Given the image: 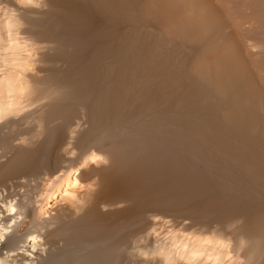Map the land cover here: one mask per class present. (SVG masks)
<instances>
[{
    "label": "bare ground",
    "instance_id": "1",
    "mask_svg": "<svg viewBox=\"0 0 264 264\" xmlns=\"http://www.w3.org/2000/svg\"><path fill=\"white\" fill-rule=\"evenodd\" d=\"M9 3H13V0H9ZM47 3L46 9L23 10L25 31L36 41L41 42L43 47L39 60L36 61L39 66L30 75L34 92L30 103L37 106L19 119L0 125V148L5 150L7 157L0 161V183L7 180V177L20 173L25 175L27 172L38 173L34 174L35 177H41L40 172L55 175L56 168L58 171L61 168L57 167L59 151L63 150L67 143L68 129L84 114L87 115L88 127L70 141L78 150V155L70 163L73 167L79 166L84 155L95 148L107 154L110 164L101 167L93 165L80 170L77 178L82 182L99 177L101 190L97 191L94 197L90 190L80 194L87 206L79 215L76 209L64 204L55 208L56 215L50 218H41L34 207L29 208L25 221L19 222L14 231L0 244V258L3 259L4 264H23L28 257L19 250L25 247V244H30L28 241L30 235L39 234L50 247L46 253H37L39 259L36 264H97L100 256L110 254L109 250L115 253L109 247L99 248L101 245L98 247L101 252H98L97 245L101 243L103 246H109L108 240H111L108 235L109 239L102 238V234L109 232L111 234V230L123 231L137 225L145 217V215L141 217L144 212L152 211L171 216L177 214L176 201L178 198L179 201L184 200H181L182 195L178 194L179 185H175L179 180L177 170L180 165H190L193 158L204 159L208 154L228 160L232 157L225 152L232 144L228 145L232 137L229 136L228 140L210 136L211 122L207 126L202 112L199 120L194 122L192 117L194 110L191 104L195 97L189 90V84L170 69L169 59H162L159 57L160 54L156 55L158 52L156 48L161 39L173 44L184 40L193 45L200 57L196 64L198 71L210 81V91L219 92L234 104L230 108L225 105V111L218 107L222 110L221 113H224L225 119L239 126V130L245 127L252 132L258 131L264 134V116L255 109V106L264 104V101L257 76L252 69L254 67L264 81V0H47ZM148 15L158 23L159 27L148 23ZM38 122L44 123L45 130L42 139H32L33 147L25 148L13 143L12 133L15 129L18 130V127L24 126L25 133L30 137L40 135L36 131ZM246 131L249 132L247 129ZM252 134L254 135L255 132ZM233 142L235 146L237 141ZM234 146L233 149L238 148ZM249 146H245L246 149ZM238 157L240 159V156ZM233 158L234 156L231 158L232 161ZM63 160L65 166L69 158L65 157ZM247 164L249 171L254 172L257 168L254 163ZM203 166L201 165L202 168H206L205 165ZM184 170L188 172L187 169ZM128 171L129 173L135 171L138 177L137 179L134 177L135 180L131 179L126 184L128 187L120 189L109 183L114 175L121 173L122 176V173L127 174ZM192 173L189 175L191 176ZM28 174L33 177V174ZM160 175L162 178L166 175L168 181H165V185H159V190H154L150 186L146 188L148 185L146 180H152L155 185L156 176ZM196 176L198 177L199 174ZM201 176V179L198 177V182L206 177L204 174ZM193 177L195 176L192 175ZM113 178L115 180L116 177ZM192 178L190 177V181ZM6 180L5 182L8 181ZM103 185L105 187L102 189L100 186ZM174 185L177 187V195L174 194L176 192ZM188 185H191V182ZM6 186L10 188L9 183ZM96 186V184L91 185V187ZM197 187L199 188L198 185ZM160 188H163L162 191ZM192 188L194 189V186ZM163 190L166 191L164 192L167 193L166 196H163ZM157 191H161L159 194L163 197L159 198ZM179 191L182 193V190ZM35 194L32 193V196ZM32 196L29 198L31 199ZM243 196L241 195V198ZM194 198L196 203L198 198ZM200 198L202 200V195L198 200ZM241 198L239 197L238 200ZM120 200L130 201L131 206L115 212L100 211L102 202L113 203ZM232 203L231 206L234 205ZM177 206L179 207L178 204ZM110 207H118V205L112 204ZM184 207L188 209L187 206ZM240 208L236 209L237 212ZM260 208L257 211H260ZM69 211H72L71 214ZM180 211V215L187 212L184 209L183 212ZM189 213L190 216L192 211ZM241 216L243 217V215L239 217ZM194 219L193 221H198ZM249 222L251 223L250 220ZM244 225L238 228L239 231ZM140 226L143 227L141 223ZM260 227L263 228L262 225ZM238 229L237 234H240ZM135 230L132 231L134 234ZM248 232H246L247 236ZM260 232L259 236L255 235L259 239L251 241L248 251L259 249L260 252H264V230L260 229ZM130 235H132L131 231L129 237ZM112 239L116 240L114 235ZM124 241L128 244V241ZM113 243L111 240V244ZM29 250H31L30 246ZM106 257L105 259L108 260L109 257ZM116 257L110 258L116 259Z\"/></svg>",
    "mask_w": 264,
    "mask_h": 264
},
{
    "label": "clouds",
    "instance_id": "2",
    "mask_svg": "<svg viewBox=\"0 0 264 264\" xmlns=\"http://www.w3.org/2000/svg\"><path fill=\"white\" fill-rule=\"evenodd\" d=\"M47 7V0H13V3L0 0V125L19 119L37 106L30 103L34 94L30 75L39 66L36 61L43 47L41 42L25 31L23 10ZM87 127V115L84 114L68 129L63 151L69 160L55 175L45 172L39 178L28 175L17 177L16 181L21 185L20 196L9 197L7 187L0 186V244L19 222L25 221L29 208L34 207L41 218H50L56 215L54 209L64 204L76 209L79 215L87 206L80 194L90 190L94 197L99 189V177L84 182L77 177L82 168L109 165L107 154L93 148L84 155L79 166L73 167L70 163L78 155L77 148L70 141ZM44 130V123L38 122L36 131L40 135L30 137L25 134L13 143L25 148L33 147L32 139H42ZM6 158L5 150L0 148V161ZM38 182L40 188L30 199L27 194L29 187H34ZM8 183L11 185L13 181ZM92 184L97 186L91 187ZM112 204L118 207H110ZM130 206L128 200L102 202L100 211L115 212ZM144 215L146 226L143 225L142 230L136 232L128 244L123 245L122 250L127 255L126 264H264V252L259 249L248 251L251 240L242 233L237 234L236 230L245 222L242 216L223 226L217 222L211 226L204 224L189 227L193 223L190 217H174L152 211ZM28 241L30 244H25L19 250L28 257L23 264H36L39 259L37 253H46L50 245L39 234L30 235ZM0 264H4L2 258Z\"/></svg>",
    "mask_w": 264,
    "mask_h": 264
},
{
    "label": "rangeland",
    "instance_id": "3",
    "mask_svg": "<svg viewBox=\"0 0 264 264\" xmlns=\"http://www.w3.org/2000/svg\"><path fill=\"white\" fill-rule=\"evenodd\" d=\"M147 21H148V23L149 24H152V25H155L156 27L158 26L159 27V25H158V23L157 22H155V20H153V18L151 17L150 18V16L148 15L147 16ZM162 40V39H161ZM161 40H160V42L159 43H161ZM164 41H166L165 39L164 40H162V43L159 45V43H158V46H157V48H156V52H157V50H158V52L156 53V55H158L159 56V54H160V56L159 57H161L162 59H169V61L171 62V63H169V64H171V67H170V69L175 73V74H177L178 76H180L181 78H183L184 80H186V82L189 84V90H191L192 91V94H193V96L195 97V100H194V102L191 104V106H192V108H193V110H194V113H193V118H194V122H196V121H198L199 120V117H200V112H202V117L204 118V122H206L207 123V126H208V124L210 125L209 126V129H210V131H209V135L211 136L212 135V137H222V138H226V139H230V137H232L230 140H229V143H228V145L230 144V143H232L231 145H229L230 147H227V149L225 150V152L228 154H231L232 155V157L234 156V160L232 161L231 160V156H229V154H228V156L229 157H231L229 160L226 158H224L226 161H224V159H222V157L221 156H214V154H211V156H209V154L207 155V157L206 158H204V159H194L193 158V161H192V163L190 164V165H180L179 166V169L177 170V178H179V180L176 178V182H177V180H178V182H177V184H175V185H179L178 186V188H180L179 190H182V193L178 190V194H180V195H182V196H180V198H181V200L182 199H184V200H182V201H179L178 199H177V201H179V203H177V201H176V212H177V214H176V212H175V214L177 215H173V216H176V217H185V218H189L190 216H192L191 217V219H192V221H193V219L195 218V216H196V218L194 219V220H198V221H193V223H192V225H190L189 227H194V226H196V225H204L205 223L207 224V225H209V226H211L212 224H214L215 222L217 223V222H221V225L223 226L225 223H227L228 221H230V220H233V219H235V218H237V217H239L240 215H243V217L245 218V222H244V224L245 223H247L246 225H244V227L241 229V231H239V229H238V231L240 232V233H242V234H244V235H246L247 236V233L246 232H248V236H250L249 238H250V240L251 241H253V240H255L256 238H257V236H259L260 234L259 233H261L260 232V229L263 231L264 230V224H263V221H264V140H262V139H264V134L263 133H259L258 131H253L252 132V130H250V129H248V128H245V127H243V129H242V127H241V131L239 130V126H237V125H235L234 123H232V122H229V121H227L226 119H225V115H224V113H223V115L221 116V118H220V115L222 114L221 113V111L222 110H224L225 111V109H226V106H227V108H230V107H233L234 106V104H233V102H231L228 98H226L225 96H223V95H221L219 92H217V91H210L211 90V85H210V81L208 80V79H206V78H204L201 74H200V72L198 71V68H197V60L200 58L199 57V52L197 51V49H195V47L193 46V45H191L190 43H188V42H185L184 40H180L177 44H173V43H168L167 41L166 42H164ZM181 43V44H180ZM169 46H167V45ZM163 45V46H162ZM172 45V46H171ZM161 46V47H160ZM160 47V48H159ZM193 47V48H192ZM163 48H165L164 49V51H163ZM170 49H172V50H170ZM167 50V51H166ZM162 51H163V53H162ZM168 53H166V52ZM187 53H186V52ZM196 51V52H195ZM175 52V53H174ZM162 53V54H161ZM169 53L171 54V55H169ZM178 53V54H177ZM193 53V54H192ZM175 56H174V55ZM186 54V55H185ZM191 54V55H190ZM167 55V56H166ZM169 56H171V57H169ZM185 58H184V57ZM191 56V58L189 59V57ZM166 57V58H165ZM173 57V58H172ZM179 57V58H178ZM182 58V59H181ZM174 60V62H173V60ZM177 60V61H176ZM186 62H185V61ZM177 63H176V62ZM181 62H182V64L183 65H181ZM185 62V63H184ZM195 64H194V63ZM180 63V64H179ZM186 63H187V67H186ZM185 65V66H184ZM191 66V67H190ZM178 68H180V69H178ZM187 68H188V71H187ZM195 68V69H194ZM178 69V70H177ZM253 69V71L255 72V74H256V76H257V79H258V82H259V86H260V89H261V93H262V99H263V101H264V83H262V82H264L261 78H260V76H259V74H258V72H257V70L253 67L252 68ZM174 70H176V71H174ZM184 70V71H183ZM193 70V71H192ZM181 72V73H180ZM190 73H191V75H190ZM187 74V75H186ZM191 78V79H190ZM196 81V82H195ZM199 84V85H198ZM197 85V86H196ZM205 85V86H204ZM195 86V87H194ZM199 86V87H198ZM207 86H209V87H207ZM193 87V88H192ZM209 90H208V89ZM205 89V90H204ZM199 96H198V95ZM211 97V98H210ZM223 98H224V100H225V98H226V102L223 100ZM199 99V100H198ZM229 100V101H228ZM223 101V102H222ZM221 102V103H220ZM230 102V103H229ZM216 103V104H215ZM222 104V105H221ZM229 104V105H228ZM226 105V106H225ZM231 105V106H230ZM233 105V106H232ZM220 106V108H222V110L221 109H219L218 107ZM225 107V108H224ZM262 108H264V104H261V105H257V106H255V109H256V111L259 113V114H261V115H263L264 116V111H261V109ZM218 109V110H217ZM212 110H215L216 111V114H215V111H212ZM198 111V112H197ZM210 111L212 112L211 114H210ZM214 112V113H213ZM205 113V114H204ZM218 113V114H217ZM221 113V114H220ZM199 114V115H198ZM213 114H215V115H213ZM217 115V116H216ZM218 115H219V117H218ZM197 117V118H196ZM212 117H214V118H212ZM213 119H214V121H213ZM209 121V122H208ZM214 122V123H213ZM214 124V125H213ZM213 125V126H212ZM226 126V127H225ZM229 126V127H228ZM208 128V127H207ZM231 128V129H230ZM21 129V130H20ZM219 129V130H218ZM234 129V130H233ZM246 129L247 130H249V132H247L246 131ZM216 130H218V131H216ZM244 130V131H243ZM216 131V132H215ZM224 131V132H223ZM227 131V132H226ZM233 131V132H232ZM26 128L23 126V127H18V130L17 129H15L14 131H13V133H12V137H13V140H15L17 137H19V136H21V135H25L26 133ZM255 132V134L253 135L252 133H254ZM258 132V133H257ZM213 133V134H212ZM221 135V136H220ZM223 135V136H222ZM226 135H228V136H226ZM242 135V136H241ZM230 136V137H229ZM256 136V137H255ZM263 136V137H262ZM260 137V139H258ZM262 137V138H261ZM253 138V139H252ZM256 138V139H255ZM238 139V140H237ZM242 140V141H240V140ZM255 139V140H254ZM258 139V140H257ZM248 142H247V141ZM260 140H262V141H260ZM233 141H237V144L234 146V142ZM239 142V143H238ZM255 142V143H254ZM240 143H241V145H240ZM248 143V144H247ZM260 143V144H259ZM258 144V145H257ZM240 145V146H239ZM248 145H250L247 149H246V147L245 146H248ZM261 147H260V146ZM233 146H234V148L236 147V146H238V148H235V149H233ZM263 146V147H262ZM240 148V149H239ZM259 149V150H258ZM242 150V151H241ZM245 150H247L246 152H245ZM252 150V151H251ZM230 151V152H229ZM241 151V152H240ZM243 152V153H242ZM249 152V153H248ZM240 153H242L241 155H240ZM252 153H253V155H252ZM66 153H64V151L63 150H60L59 151V162H58V166L57 167H63L64 166V164H63V162H64V160L63 159H65V157H67L66 155H65ZM235 154V155H234ZM64 155V156H63ZM243 155L245 156V157H243ZM238 156H240V159H239V157ZM247 156V157H246ZM251 158H250V157ZM211 157V158H210ZM218 157V158H217ZM217 158V160H213V159H216ZM261 158V159H260ZM205 159H207V160H205ZM245 159V160H244ZM252 159V160H251ZM263 159V160H262ZM197 160V161H196ZM204 160V161H203ZM222 160H223V162H222ZM244 160V161H243ZM261 160V161H260ZM63 161V162H62ZM213 161V162H212ZM215 161V162H214ZM217 161V162H216ZM221 161V162H220ZM235 161V162H234ZM199 162V163H198ZM228 162V163H227ZM254 163L256 166H257V168H255L254 169V172H252V171H249V168L246 166V165H248L247 163ZM262 164H261V163ZM63 164V165H61V164ZM204 163V164H203ZM207 163H209V164H207ZM231 163V164H230ZM233 163H234V165H233ZM196 164V165H195ZM202 165V167H204L203 165H205V167L206 168H202L201 167V165ZM225 164V165H224ZM228 164V165H227ZM233 165V166H232ZM196 166V167H195ZM208 166L210 167V168H208ZM214 166H215V168H214ZM235 166V167H234ZM262 166V167H261ZM185 169H187V171L188 172H186V170H184V168ZM189 167V168H188ZM191 167H193L194 169H192ZM217 167V168H216ZM222 167V168H221ZM181 168V169H180ZM196 168V169H195ZM208 168V169H207ZM230 168V169H229ZM248 168V169H247ZM60 169V168H59ZM198 169H200V170H198ZM212 169V170H211ZM233 169V170H232ZM260 169H263V170H260ZM195 170V171H194ZM239 170V171H238ZM245 170V171H244ZM57 171H58V169L56 168V173H57ZM129 171H131V170H129ZM129 171L127 172V174L126 173H122L123 175L121 176V173L119 174H116V175H114L113 177H116L115 178V180H113L114 178L112 177L111 179H110V184L112 183V185H113V187H116V188H126V187H128L126 184L127 183H129V181L132 179V180H135L134 179V177L137 179L138 177H136L137 176V174H136V172L135 171H132L133 173H129ZM183 171V172H182ZM191 171H194L193 173L191 172ZM227 171V172H226ZM215 172V173H214ZM229 172V173H228ZM240 172V173H239ZM28 173H31V175L33 174V177H35L38 173H33V172H27V174ZM185 173V174H184ZM188 173V174H187ZM190 173H192L191 174V176L189 175ZM237 173V174H236ZM244 173V174H243ZM26 174V175H27ZM34 174H36L35 176H34ZM130 174H132V175H130ZM187 174V175H186ZM199 174V178L201 179L202 178V176H201V174H204V176H206L205 178L203 177V180H201L200 182H198L199 181V179H198V177L196 176V175H198ZM222 174V175H221ZM232 174V175H231ZM256 174V175H255ZM16 175V176H15ZM22 175H25V173H20V174H14V175H12V176H10V177H7V182H5V180H3L1 183H0V186H4L3 184L5 183L6 185L8 184V182L9 181H15L13 184H11V186L9 185L8 187H10V188H7L8 189V196L9 197H14V196H18L20 193H19V188L21 187V185L18 183V181H16V178L17 177H19V176H22ZM30 174H28V176H29ZM40 176H42L43 175V173L42 172H40V174H39ZM38 175V176H39ZM192 175L193 176H195V177H193L192 178ZM211 175V176H210ZM217 175V176H216ZM239 175V176H238ZM241 175L243 176V177H241ZM247 175V176H246ZM123 176H124V178H123ZM127 176H128V178H127ZM133 176V177H132ZM162 176H163V174H162ZM180 176H181V178H180ZM188 176V177H187ZM221 176V177H220ZM223 176V177H222ZM246 178H245V177ZM13 177V178H12ZM32 177V176H31ZM123 179H121V178ZM190 177L192 178L191 180L192 181H190ZM209 177V178H208ZM213 177H214V181H213ZM232 177V178H231ZM250 177V178H249ZM36 178H39V177H36ZM119 178V179H118ZM126 178V180H124ZM130 178V179H129ZM165 178V179H164ZM194 178H196L195 180H196V182H195V180H193ZM238 178V179H237ZM255 178V179H254ZM128 179V180H127ZM186 179V180H185ZM189 179V180H188ZM225 179V180H224ZM247 179V180H246ZM121 181H122V183H121ZM159 181V182H158ZM165 181H168V180H166V175L162 178L161 177V175L160 176H156V180H155V185H153V181L152 180H146L145 182H146V184L148 183V185L146 186V188H149L148 186H150V188H153L154 190H157L158 189V186L159 185H165ZM181 181H183V183L185 182V184H183ZM189 183H188V182ZM194 181V182H193ZM226 183H225V182ZM242 181V182H241ZM152 182V183H151ZM163 182H164V184H163ZM190 182H191V185H188V184H190ZM213 182V184H211ZM216 182H217V185H216ZM232 182V183H231ZM234 182V183H233ZM241 182V183H240ZM3 183V184H2ZM121 183V184H120ZM169 183V182H168ZM180 183H182L183 184V186L185 185V187H186V185L188 186V187H184L183 188V186H182V184L180 185ZM197 183V184H196ZM246 183V184H245ZM251 183V184H250ZM253 183V184H252ZM257 183V184H256ZM38 184H39V182L34 186V187H29V191H28V195H29V197L30 196H32V193L33 194H35L38 190H39V188H40V184H39V186H38ZM145 184V185H146ZM192 184H194L193 186H194V189L192 188L193 186H192ZM238 184V185H237ZM258 184L260 185V186H258ZM5 185V187H7ZM111 185V186H112ZM116 185V186H115ZM126 185V186H125ZM166 185H168V184H166ZM175 185L173 186L174 187V189L176 188V192L174 193V194H176L177 195V187H175ZM196 185V186H195ZM197 185L199 186V188L197 187ZM202 185H203V187H202ZM209 185V186H208ZM230 186V188L232 189V190H230V188H229V186ZM244 185V186H243ZM247 185V186H246ZM13 186V188L11 189V187ZM169 186V185H168ZM167 186V187H168ZM190 186V187H189ZM192 186V187H191ZM201 186V187H200ZM206 186V187H205ZM224 186V187H223ZM237 188H236V187ZM240 186H243V187H240ZM253 186V187H252ZM255 186H257V187H255ZM100 187H102V189L105 187V185H103V186H100ZM164 187V186H163ZM260 187H262V188H260ZM30 188H32V190H35V191H32V190H30ZM34 188V189H33ZM164 188H166V186L164 187ZM169 188V187H168ZM188 188H190V190H188ZM196 190V191H194L193 192V190ZM205 188V189H204ZM234 188V189H233ZM239 188H241V189H239ZM249 188V189H248ZM161 189H163V188H160V190ZM185 189H187V190H185ZM217 189H219V190H217ZM254 189V190H253ZM260 189V190H259ZM101 190V188H99V190L98 191H100ZM159 190V189H158ZM201 190V191H200ZM217 190V191H216ZM32 191V192H31ZM162 191V190H161ZM160 191V192H161ZM166 191H168L167 189H166ZM165 190H163V192H162V194L164 193V192H166ZM192 193H191V192ZM198 191V192H197ZM218 191H220V194H218ZM241 191H243V192H241ZM252 191V192H251ZM257 191V192H256ZM35 192V193H34ZM159 191H157V194H158V197L159 198H161V196L162 195H160L161 193H160ZM180 192V193H179ZM197 192V193H196ZM205 192V193H204ZM208 192V193H207ZM240 192V193H239ZM259 192V193H258ZM160 193V194H159ZM191 193V195L193 196L194 195V197H196V199L198 198L199 199V197L202 195V200H201V198H200V200H196L197 202L195 203L194 202V197L192 198V196L191 195H189ZM194 193V194H193ZM200 193V194H199ZM226 193V194H225ZM232 193H234V194H232ZM246 193H248V194H246ZM167 194V193H166ZM166 194L164 193L163 194V196L165 195L166 196ZM196 194H197V196H196ZM199 194V195H198ZM224 194H225V196H224ZM236 194V195H235ZM250 194V195H249ZM261 194V195H260ZM21 195V194H20ZM160 195V196H159ZM189 195V196H188ZM205 195V196H204ZM209 195V196H208ZM221 195V196H220ZM239 195V196H238ZM241 195L243 196L242 198H241ZM162 196V197H163ZM208 196V197H207ZM230 196V197H229ZM233 196V197H232ZM179 197V196H178ZM186 199H185V198ZM215 197V198H214ZM217 197V198H216ZM219 197V198H218ZM241 198V199H239L238 200V198ZM247 197H249V198H247ZM165 198V197H164ZM177 198V197H176ZM213 198V199H212ZM215 199V200H214ZM223 199V200H222ZM255 199V200H254ZM259 199V200H258ZM189 200V201H188ZM190 201H193V203L192 202H190ZM200 203H199V202ZM202 201H203V203H202ZM213 201L215 202V203H213ZM223 201H224V203L226 204V206H225V204L223 203ZM255 201V202H254ZM181 202H185V204H181ZM227 202V203H226ZM233 202V203H232ZM252 202V203H251ZM259 202V203H258ZM261 202V203H260ZM199 203V204H198ZM205 203V204H204ZM218 204V206H217V204ZM231 203L232 204H234V205H232L231 206ZM239 203V204H238ZM242 203V204H241ZM246 203V204H245ZM177 204L179 205V207H182V209L181 208H179L178 206H177ZM181 204V205H180ZM198 204V205H197ZM204 204V205H203ZM215 204H216V206H217V208H216V206H215ZM245 204V205H244ZM199 207V209H198V207ZM208 205V206H207ZM241 205V206H240ZM248 205H249V207H248ZM253 205H254V207H253ZM184 206H187L186 208H188V209H185V207ZM258 206H259V208H260V206H263L262 208H260V211H257L259 208H258ZM184 207V208H183ZM201 207H203V208H201ZM214 207H215V209H214ZM221 207V208H220ZM228 207H230L231 209H229ZM235 207V208H234ZM241 207V208H240ZM212 210V211H210V209ZM226 208V209H225ZM238 208H240L239 210H240V212H239V210H238V212H237V210L236 209H238ZM252 208V209H251ZM255 208H256V211H255ZM183 209L184 210H187V212L189 213V212H191L192 211V213H194V215L191 213V215L189 216V214L187 213V212H185V214L184 213H182L183 214V216H182V214L180 215V213L179 212H181L180 210H182V212H183ZM203 209V210H202ZM221 209V210H220ZM225 211H224V210ZM248 209V210H247ZM178 210V211H177ZM221 211L222 212V214H221V212L220 213H216V212H218V211ZM233 210H235V211H233ZM254 210V211H253ZM205 211V212H204ZM214 211H216V212H214ZM71 212L72 211H69V213L71 214ZM211 212V213H210ZM227 213V214H225V213ZM229 212V213H228ZM244 214H243V213ZM257 212V213H256ZM144 213H147V212H144ZM144 213H142V215H141V217L143 218V216H144ZM187 213V214H186ZM195 213H196V215H195ZM214 213H216V214H214ZM241 213V214H240ZM261 214V215H259V214ZM173 214H174V212H173ZM202 214V215H201ZM212 214V215H211ZM225 214V215H224ZM235 214V215H234ZM185 215V216H184ZM187 215L189 216V217H187ZM208 215H209V217H208ZM210 215H211V217H213V219L210 217ZM220 215V216H219ZM228 215V216H227ZM232 215V216H231ZM245 215H246V217H245ZM205 216H206V219H205ZM215 216H217V217H215ZM223 216H224V218H223ZM231 216V217H230ZM254 217V219L252 218V217ZM199 217V218H198ZM228 217H230V218H228ZM250 218V219H248V218ZM262 217V218H261ZM145 218V219H144ZM143 218V220L145 221V223H146V217H144ZM208 218V219H207ZM216 218V219H215ZM257 218V219H256ZM259 218V219H258ZM246 219H248V220H246ZM143 220H140V223H141V225L143 226V225H145V223H144V221ZM214 220V221H213ZM222 220V221H221ZM228 220V221H227ZM251 221V223L249 222L248 223V221ZM258 222H257V221ZM143 221V222H142ZM252 221H253V223H252ZM255 221V222H254ZM199 222V224H197ZM203 222V223H202ZM212 222V223H211ZM140 223H138L137 225L135 224V226L133 225V226H131L132 228H133V230H135V227L137 228V230L138 231H141L142 230V227L140 226ZM196 223V224H195ZM202 223V224H201ZM223 223V224H222ZM259 225H258V224ZM194 224V225H193ZM242 225V226H243ZM263 226V228L262 227H260V226ZM138 226V227H137ZM255 226H256V228H255ZM258 226V227H257ZM131 227H128V228H126V230L124 229L123 231H119V232H114V231H112L111 230V234H110V232H109V234L107 233H105V234H102L103 236H101L102 238L103 237H107V238H105L106 240L107 239H109V237L111 238V240H112V243L113 244H111V240L109 239L108 241V245L109 246H103L101 243L99 244V245H97V249H98V247L99 248H101V247H109V249H113V251L115 252V253H113L112 252V250L110 251H108V253H110V254H107V255H109L108 257H106L107 255H104V256H100V260L98 261V263L97 264H99L100 262H102L101 264H103V262H104V264L106 263V262H108V263H106V264H114L116 261L115 260H118L115 264H125L126 263V261H127V256H126V252L124 251V250H122L123 249V244H126L127 242H123V240H126V241H128V243H129V241H130V239H131V236H133V230H132V228ZM240 227V226H239ZM238 227V228H239ZM248 227V228H247ZM246 230H245V229ZM249 229V230H248ZM128 230V231H127ZM137 230H135L136 232H138ZM242 230H244V231H242ZM248 230V231H247ZM131 231V233H132V235H130V237H129V232ZM237 231V230H236ZM128 232V235L126 236V233ZM257 232V234H255ZM121 233H122V236H121ZM125 235H124V234ZM246 233V234H245ZM119 236H118V235ZM109 237H108V236ZM113 235H114V238H116V240H114V239H112V237H113ZM255 235H257V236H255ZM125 236H126V238H125ZM117 237H118V239H117ZM121 238V239H120ZM118 240H119V244H120V246H119V244H117V242H118ZM116 241V242H115ZM120 241H121V243H120ZM110 243V244H109ZM117 244V245H116ZM112 245V246H111ZM115 247V248H114ZM122 247V248H121ZM99 250H101V249H98V252H101V251H99ZM121 250V251H120ZM122 252V254H124L123 255V257L121 256L122 254H119V253H121ZM112 253L114 254V255H112ZM113 257V258H115L116 257V255L118 256V257H116V259H113V258H110L111 256ZM120 256V257H119ZM105 257L106 258H108V260L107 259H105ZM102 258V259H101ZM121 258V259H120ZM111 259V260H110ZM103 260V261H102ZM113 260V261H112ZM123 260V261H122ZM111 261V262H110Z\"/></svg>",
    "mask_w": 264,
    "mask_h": 264
}]
</instances>
